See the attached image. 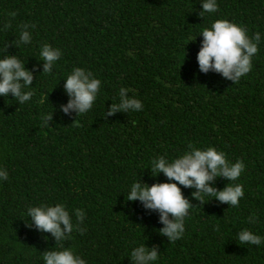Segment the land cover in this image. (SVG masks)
I'll return each instance as SVG.
<instances>
[{"label":"trees","instance_id":"trees-1","mask_svg":"<svg viewBox=\"0 0 264 264\" xmlns=\"http://www.w3.org/2000/svg\"><path fill=\"white\" fill-rule=\"evenodd\" d=\"M217 5L201 16L202 0H0V58H20L35 93L23 104L11 92L0 95V168L8 172L0 180V264H44L45 252L62 247L87 264H133L140 243L159 251L155 264H264V245L237 237L244 228L264 236V39L236 83L201 71L197 59L200 32L215 19L264 36V0ZM25 24L35 25L29 44L20 42ZM46 43L62 51L51 73L39 54ZM77 66L102 82L81 115L63 111L71 99L66 77ZM121 87L142 100V110L110 112ZM190 144L242 160L238 180L210 183L219 190L242 184L244 196L231 207L180 185L192 207L183 237L171 242L160 232V211L127 200V191L136 180L169 182L153 175L152 159H173ZM55 203L67 205L74 223V210H84L86 230L58 241L39 229L27 209Z\"/></svg>","mask_w":264,"mask_h":264},{"label":"clouds","instance_id":"clouds-1","mask_svg":"<svg viewBox=\"0 0 264 264\" xmlns=\"http://www.w3.org/2000/svg\"><path fill=\"white\" fill-rule=\"evenodd\" d=\"M217 0H202L201 16L205 13H215ZM35 25L25 24L20 31V42L29 44L32 34L29 30ZM200 33L203 35L202 46L197 55L200 70L208 72L213 69L238 82L252 69V58L258 53L259 45L264 39L260 31L249 35L248 29L228 19H215L210 26L205 27ZM195 39V38H194ZM40 57L45 61L44 73H51L55 63L61 58L62 51L50 44H44L40 49ZM33 73L25 67L24 62L17 56L9 55L0 58V95L12 93L21 104L31 100L34 91L31 89ZM101 80L83 67H73L66 77L65 90L71 97L63 111L68 113L76 110L78 115L92 109L100 91ZM130 89L121 87L118 92L119 100L110 109L111 113L117 110L140 111L143 102L136 96H128ZM51 119V113L42 117L44 123ZM188 151L168 159L161 155L151 161L153 175L163 173L169 182L141 183L136 180L131 183L127 191V200L139 199L145 208L158 209L160 220L164 227L160 232L169 237L171 242L181 239L185 232V217L189 214L191 203L181 191L180 185L194 186L197 191L194 195L201 201L206 198H217L227 202L231 207L239 206L244 196V187L239 183H228L222 190L210 183L217 176H223L229 181H236L245 169L242 160L230 161L226 154L214 146L198 148L189 145ZM8 172L0 168V180H7ZM178 182V183H177ZM76 223L65 203L40 204L27 209V214L32 217L35 225L43 230L50 231L57 240L69 236L74 230L83 233L86 229L79 225L84 221L86 213L77 208L74 210ZM171 214V218L169 217ZM257 216L253 214L248 218L249 223H255ZM241 244L255 246L264 245V236L257 234L249 228H244L237 233ZM133 264H155L160 259L156 248H149L140 243L131 249L129 255ZM44 264H87L82 256L77 255L72 248L62 247L59 250L47 251L42 255Z\"/></svg>","mask_w":264,"mask_h":264}]
</instances>
